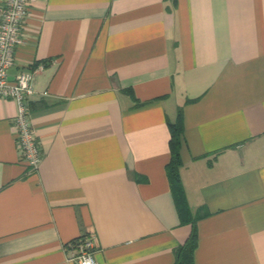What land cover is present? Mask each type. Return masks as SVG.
<instances>
[{
    "label": "crops",
    "instance_id": "0c3cea01",
    "mask_svg": "<svg viewBox=\"0 0 264 264\" xmlns=\"http://www.w3.org/2000/svg\"><path fill=\"white\" fill-rule=\"evenodd\" d=\"M14 56L42 158L0 97V264H74L81 235L95 264H175L179 112L194 264H264V0H30Z\"/></svg>",
    "mask_w": 264,
    "mask_h": 264
},
{
    "label": "built area",
    "instance_id": "2783aa9c",
    "mask_svg": "<svg viewBox=\"0 0 264 264\" xmlns=\"http://www.w3.org/2000/svg\"><path fill=\"white\" fill-rule=\"evenodd\" d=\"M30 0H5L0 9V97L17 103L14 117L17 147L21 157L35 169L42 154L32 127L28 96L33 91V71L22 70L10 80L7 69L14 63L15 47L22 42V27ZM71 250L69 260L74 264H95V241L92 236L81 235L67 244Z\"/></svg>",
    "mask_w": 264,
    "mask_h": 264
},
{
    "label": "trees",
    "instance_id": "16d2710c",
    "mask_svg": "<svg viewBox=\"0 0 264 264\" xmlns=\"http://www.w3.org/2000/svg\"><path fill=\"white\" fill-rule=\"evenodd\" d=\"M170 159L166 165V171L170 180L171 189L178 207L180 217L184 222L192 224V231L188 239L175 248V264H194L193 254L196 248V218L191 216L186 201L184 190L179 178L180 159V137L182 134L181 112L178 113L176 122H170ZM186 215V216H184Z\"/></svg>",
    "mask_w": 264,
    "mask_h": 264
}]
</instances>
